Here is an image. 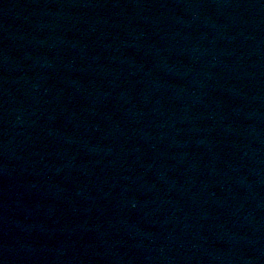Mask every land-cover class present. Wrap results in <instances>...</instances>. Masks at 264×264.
I'll return each mask as SVG.
<instances>
[{"label": "water", "instance_id": "95a60500", "mask_svg": "<svg viewBox=\"0 0 264 264\" xmlns=\"http://www.w3.org/2000/svg\"><path fill=\"white\" fill-rule=\"evenodd\" d=\"M48 264H264V0H71Z\"/></svg>", "mask_w": 264, "mask_h": 264}]
</instances>
